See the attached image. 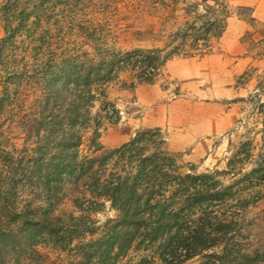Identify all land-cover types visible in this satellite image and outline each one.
I'll list each match as a JSON object with an SVG mask.
<instances>
[{"label": "trees", "instance_id": "16d2710c", "mask_svg": "<svg viewBox=\"0 0 264 264\" xmlns=\"http://www.w3.org/2000/svg\"><path fill=\"white\" fill-rule=\"evenodd\" d=\"M114 1L36 0L18 9L19 0H7L1 42L23 30L46 32L54 55L24 78L26 84L34 80L39 96L24 124L28 135L20 155L0 149V264H182L197 256L201 264H264V235L253 240L256 234L245 228L249 210L264 201V145L252 154V144L244 142L224 172L200 175L181 172L157 128L99 157L80 154L82 133L95 120L93 104L119 73L130 71L136 82L152 84L170 59L208 50L229 17L220 0H145L186 5L190 21L172 35L174 46L109 51L102 25L82 13L95 5L108 10ZM57 7L60 15L47 18ZM243 10L252 22L251 9ZM61 33L89 43L95 57L77 55L78 47L57 56ZM2 55L0 50L3 68ZM15 75L6 73L1 110L17 100L22 80ZM65 201L78 215L56 214ZM105 203L114 217L98 224L90 215Z\"/></svg>", "mask_w": 264, "mask_h": 264}, {"label": "rangeland", "instance_id": "374dc122", "mask_svg": "<svg viewBox=\"0 0 264 264\" xmlns=\"http://www.w3.org/2000/svg\"><path fill=\"white\" fill-rule=\"evenodd\" d=\"M29 1L19 0L18 9ZM144 1L116 0L108 10L95 5L82 16L102 25L100 29L109 51H168L174 46L170 44L172 35L190 21L184 13L186 5L178 3L167 8ZM187 1L193 3L196 0ZM32 2L34 4L36 0L29 3ZM220 2L228 9L229 17L222 35L210 42L208 50L170 59L158 71L152 84L138 83L135 73L124 71L104 88L103 95L97 97L91 109L95 120L82 133V156L99 157L128 142L136 133L155 128L165 137L166 149L177 158L182 173L224 172L228 159L244 142L252 144V154L258 152L264 145V0ZM6 4L7 0H0V50H3L0 93L7 72H17L18 76L14 78L22 80V84L12 106L0 109V149L5 152L13 149L14 156H18L28 135L24 124L34 113L31 104L39 96L34 80L26 84L24 78L33 77L40 66H47L54 54L49 47L51 34L46 32L32 31L28 34L23 30L14 41L1 42L6 39L3 19ZM243 8L251 9L252 22L246 19L249 12ZM52 10L45 13L47 18L60 15L58 7L56 11ZM60 39L62 41L56 46L59 49L55 51L57 56L69 48H72L71 53L77 52L78 47L77 55L86 52L89 57H95L89 43L75 38L69 40L62 33ZM73 42H77L75 47ZM220 53L224 54V88L220 86L219 74L205 77L202 73L203 78L195 76L196 66L200 69L204 66V71H208L212 64L208 58ZM24 66L29 72L27 75L22 70ZM112 108L117 114L111 112ZM105 111L108 112L107 118L103 116ZM169 112L173 114V122L156 127L154 120L168 116ZM207 122L211 124L206 126ZM169 126L174 130L183 129V133L172 139ZM210 127L213 135L208 136L206 132ZM95 143L99 145L98 149L94 148ZM248 168L246 166L245 170ZM221 182L223 185L227 182L224 176ZM60 213L78 215L68 201L56 214ZM90 216L102 224L113 218L114 212L105 203L100 212ZM246 219L245 228L256 234L253 240L260 239L264 235V201L251 208ZM138 255L132 254L133 257ZM202 262L203 258L197 256L182 264Z\"/></svg>", "mask_w": 264, "mask_h": 264}, {"label": "crops", "instance_id": "0c3cea01", "mask_svg": "<svg viewBox=\"0 0 264 264\" xmlns=\"http://www.w3.org/2000/svg\"><path fill=\"white\" fill-rule=\"evenodd\" d=\"M208 60H210L212 63L208 67V71H204V66L201 69L199 68L200 66H196V73H195L196 78H203L202 73H205V75H204L205 77H209V76L212 77L211 75L219 74V76L221 78L220 79V86H221V88H224V54L220 53L217 55L216 54L210 55ZM200 65H201V63H200ZM225 70H227V68ZM169 108L174 109L173 106H169ZM173 120H174L173 114H170V112H169L168 116H166V117L162 116V117L155 119L154 124L156 127H162V126H165L167 122H169L168 124L170 125V122L171 121L173 122ZM210 124H211L210 122H207L206 126H208ZM169 129H171L170 136L172 139H175L178 134L183 133V129H181V130L175 129L174 130L173 128H170V126H169ZM206 135H208V136L213 135L211 127H210V131L206 132Z\"/></svg>", "mask_w": 264, "mask_h": 264}]
</instances>
